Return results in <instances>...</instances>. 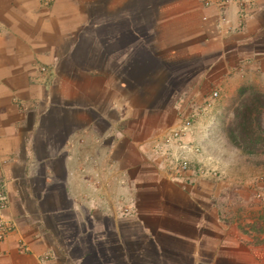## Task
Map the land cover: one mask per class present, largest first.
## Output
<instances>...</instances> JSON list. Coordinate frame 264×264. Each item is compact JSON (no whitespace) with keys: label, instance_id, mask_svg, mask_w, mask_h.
Wrapping results in <instances>:
<instances>
[{"label":"crops","instance_id":"crops-1","mask_svg":"<svg viewBox=\"0 0 264 264\" xmlns=\"http://www.w3.org/2000/svg\"><path fill=\"white\" fill-rule=\"evenodd\" d=\"M244 89L264 100V0H0V264H264ZM202 106L188 159L220 176L175 175L163 139Z\"/></svg>","mask_w":264,"mask_h":264},{"label":"built area","instance_id":"built-area-1","mask_svg":"<svg viewBox=\"0 0 264 264\" xmlns=\"http://www.w3.org/2000/svg\"><path fill=\"white\" fill-rule=\"evenodd\" d=\"M44 5L50 4L51 0H41ZM231 0H220L221 3L227 4ZM240 5L242 3L240 2ZM241 10H243L241 8ZM227 22L226 16L223 14V9H220L218 15V30L221 31V25ZM50 75V71L47 67L41 66L39 69V79L46 81ZM217 91H213L208 97H206L205 104L209 105L210 102L218 98ZM203 108L199 107L192 110L189 115L181 120V122L173 129L167 132V135L163 139L165 145V154L170 159L173 165V172L175 175H182L185 172H193L197 176L204 178H216L218 177V171L206 166L201 161L195 163L188 159L190 153L201 155L204 150L192 142L188 141L186 137L190 133V128L193 125V121ZM8 208V197L5 189V184L0 182V240H3L6 235L13 229V222L5 216V211Z\"/></svg>","mask_w":264,"mask_h":264},{"label":"rangeland","instance_id":"rangeland-1","mask_svg":"<svg viewBox=\"0 0 264 264\" xmlns=\"http://www.w3.org/2000/svg\"><path fill=\"white\" fill-rule=\"evenodd\" d=\"M242 104L239 115L227 124L230 138V152L236 157H257L264 162V100L254 91L244 89L241 92ZM242 172L252 174V167H238ZM256 178V199L264 200V165L260 167ZM219 173V172H218ZM220 173L218 174V177Z\"/></svg>","mask_w":264,"mask_h":264}]
</instances>
